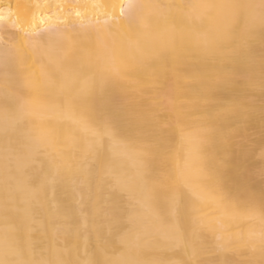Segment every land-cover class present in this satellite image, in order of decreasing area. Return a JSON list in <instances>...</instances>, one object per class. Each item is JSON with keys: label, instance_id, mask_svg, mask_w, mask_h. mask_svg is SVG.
I'll return each mask as SVG.
<instances>
[{"label": "bare ground", "instance_id": "6f19581e", "mask_svg": "<svg viewBox=\"0 0 264 264\" xmlns=\"http://www.w3.org/2000/svg\"><path fill=\"white\" fill-rule=\"evenodd\" d=\"M0 264H264V0H0Z\"/></svg>", "mask_w": 264, "mask_h": 264}]
</instances>
